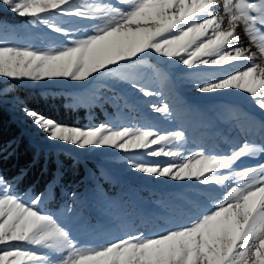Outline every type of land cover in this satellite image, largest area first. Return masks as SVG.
Here are the masks:
<instances>
[{
    "label": "snow or ice",
    "instance_id": "1",
    "mask_svg": "<svg viewBox=\"0 0 264 264\" xmlns=\"http://www.w3.org/2000/svg\"><path fill=\"white\" fill-rule=\"evenodd\" d=\"M0 4L32 24L43 23L68 37L67 43L47 50L0 42V77L86 82L94 75L115 76L144 96L160 95L141 86L136 72L143 57L156 54L194 74L190 83L198 92L237 90L249 94L253 104L264 110V65L256 63L257 54L250 47L240 46L236 31L243 22L250 43L258 44L264 55V0H118V6L86 7L74 0H0ZM218 5L227 16L226 28ZM45 13L82 18L95 26L91 34L75 38L69 35L73 30L44 19ZM236 62L249 63L231 71ZM213 69L222 74L209 71ZM151 108L165 117L171 115L168 103ZM19 111L37 135L43 133L42 139L80 149L110 147L148 157L176 158L181 152L165 150L163 145L183 141L186 135L183 130L162 134L152 128L106 124L70 126L22 102ZM252 127L264 136V123ZM257 154H264V147L245 141L224 155L201 148L182 163L128 157L130 171L156 178L195 181L209 188L229 180L238 184L223 199L216 200L209 192V200L215 202L187 224L150 237L140 231L99 247L78 246L69 227L39 208L43 195L23 200L12 192L16 177L9 179L0 172V264H264V163L233 169L239 158ZM56 186L52 184L53 195ZM72 198L76 199L75 193ZM73 211L66 209L69 215ZM53 252L62 258L53 260L49 254Z\"/></svg>",
    "mask_w": 264,
    "mask_h": 264
},
{
    "label": "rangeland",
    "instance_id": "2",
    "mask_svg": "<svg viewBox=\"0 0 264 264\" xmlns=\"http://www.w3.org/2000/svg\"><path fill=\"white\" fill-rule=\"evenodd\" d=\"M74 3L81 7L109 3L118 6V0H74ZM216 10L225 16L226 28L227 16L222 6L218 5ZM43 18L73 30L69 35L75 38L91 34L90 29L95 26L93 21L74 16L45 13ZM246 27L241 22L236 29L240 46L250 47L257 54L256 63L264 65V55L260 54L258 44L250 43ZM0 42L47 50L67 43L68 37L54 32L43 23L32 24L28 18L13 14L0 4ZM143 60L144 63L136 69L139 82L160 95L144 96L115 76L94 75L86 82L70 79L34 82L0 77V103L18 120L28 139L46 155L53 154L55 160H59L57 154L60 153L70 158L75 167L80 166L82 174L69 187L55 179L39 193L29 189L17 192L14 185L12 192L25 201H30L35 195H43L39 208L69 227L80 247L107 245L140 231L150 237L163 229L187 224L215 202L209 200V192L216 200L223 199L238 184L236 180H229L209 188L195 181L177 183L156 178L130 171L126 163L128 157L138 161L182 163L201 148L210 154L224 155L230 154L233 149L238 150L245 141L264 147V136L252 127L253 124L258 127L264 123V110L253 104L249 94L237 90L203 94L192 86L190 81L194 74L184 66L156 54L145 56ZM248 63L236 62L231 71L242 70ZM209 71L222 74L215 69ZM19 89L28 95L31 92L39 97H55L65 108L82 112L80 122L70 126L87 128L106 124L143 127L162 134L183 130L186 134L183 141L163 145L165 150L180 151L181 156L154 158L110 147L80 149L68 143L48 142L41 138L43 133H35L30 121L20 113L21 102L24 103L18 94ZM162 103L171 106L170 116L165 117L152 110V104ZM260 163H264V154L246 155L233 164V169L240 170ZM52 184L57 185L55 195L52 194ZM72 193L76 194L75 200ZM68 207L74 210L71 215L66 212ZM70 221L73 223L70 224ZM35 250L49 252L47 249ZM49 254L53 260L62 258L60 253Z\"/></svg>",
    "mask_w": 264,
    "mask_h": 264
},
{
    "label": "trees",
    "instance_id": "3",
    "mask_svg": "<svg viewBox=\"0 0 264 264\" xmlns=\"http://www.w3.org/2000/svg\"><path fill=\"white\" fill-rule=\"evenodd\" d=\"M18 94L24 105L59 123L77 125L82 119V112L65 108L55 97H39L31 92L28 95L22 89ZM57 156L59 160H55L53 154L40 151L10 110L0 103V172L9 179L16 177L18 183H14V188L17 192L29 189L39 193L55 179L69 187L81 177L79 165L75 167L72 160L61 153Z\"/></svg>",
    "mask_w": 264,
    "mask_h": 264
}]
</instances>
